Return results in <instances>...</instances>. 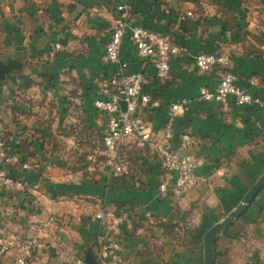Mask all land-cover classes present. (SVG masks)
Masks as SVG:
<instances>
[{"label":"crops","instance_id":"obj_1","mask_svg":"<svg viewBox=\"0 0 264 264\" xmlns=\"http://www.w3.org/2000/svg\"><path fill=\"white\" fill-rule=\"evenodd\" d=\"M118 1L0 0V67L6 71L0 81V137L14 157L0 170L30 186L0 190V237L30 236L35 226L52 218L33 249L32 264H92L103 231L95 218L100 208L130 214L131 227L123 224L118 234L123 264H203L202 241L195 232L204 215L214 217L213 224L223 219L264 173V108L236 105L232 97L224 104L197 98L201 85L213 86L231 71L239 75V86L264 99V35L255 44L250 31L241 39L234 28L228 30L220 18V0H132L135 24L167 34L187 49L172 58L165 79H158L153 65L136 55L128 36L121 47L129 71L144 75L142 88L150 101L141 113L152 129L167 134L171 147L182 131L194 137L187 151L202 158L196 170L199 184L179 196L159 192L158 154L131 140L119 147L128 171L110 169L101 153L106 120L92 101L110 89L112 67L101 55ZM56 43L63 49L57 50ZM201 51L224 54L228 64L200 72L193 55ZM15 84L28 88L22 89L24 95L36 97L28 108L20 99L25 113L12 106ZM74 88L79 99L49 100L56 107L52 116L71 122L79 120L82 110V134L98 142L93 150L97 147L103 157L82 171L73 162L45 157L46 147L35 142L40 159L29 164L16 147L18 130L45 116L52 95L67 96ZM182 100L183 109L171 108ZM66 104L75 106L72 115H64ZM214 251V264H264V187L217 235ZM13 258V252L0 255V264Z\"/></svg>","mask_w":264,"mask_h":264},{"label":"built area","instance_id":"obj_2","mask_svg":"<svg viewBox=\"0 0 264 264\" xmlns=\"http://www.w3.org/2000/svg\"><path fill=\"white\" fill-rule=\"evenodd\" d=\"M116 18L109 39L104 45L101 61L111 65L107 77V87L102 97L93 99L94 108L104 115L105 129L101 138V153L105 163L115 173L128 170L119 158V147L131 140L139 147H148L159 156L162 179L158 185L161 193L170 192L174 196L196 187L200 179L196 170L202 158L187 151L194 137L182 131L177 137L175 147L168 146L167 134L157 135L141 113L147 107L150 96L143 91L144 75L140 71H129V64L121 56L123 40L128 36L136 55L148 61L154 67L155 76L165 79L170 74V62L176 55L186 52L184 45L174 42L173 38L160 31L134 23L132 0H119L116 4ZM190 15V12L187 13ZM62 50L60 43L55 44ZM193 62L200 72H207L218 64H228V58L215 52H199L193 55ZM239 75L228 71L213 85H201L197 98L201 101L224 104L232 97L239 106L264 108V99L254 95L238 85ZM185 100L172 104L173 110L183 109ZM14 157L6 150V143L0 137V164L11 163ZM23 167H28L24 164ZM30 189L28 183L20 178L0 170V190ZM130 214L126 211L118 214L101 209L95 218L103 223V231L97 245L95 260L92 264H123L118 234L123 224L130 228ZM147 217L150 213L146 212ZM53 219L50 218L35 226L30 236L15 235L11 239L0 237V255L13 252L14 258L5 264H32L33 249L42 241V233L48 230Z\"/></svg>","mask_w":264,"mask_h":264},{"label":"rangeland","instance_id":"obj_3","mask_svg":"<svg viewBox=\"0 0 264 264\" xmlns=\"http://www.w3.org/2000/svg\"><path fill=\"white\" fill-rule=\"evenodd\" d=\"M233 1L237 3L234 6L231 4ZM220 2H222V7H220V18L223 22H225L224 26L229 27L228 30H232L234 28L237 33H239L241 39L243 35L250 31L251 39L249 40L255 44L259 43L260 37L262 38L261 35H264V0H220ZM260 33L261 35L259 37ZM33 59L34 57H29L27 61L31 62ZM5 72L3 75H0V81H3L6 78ZM34 88H36V86L33 87V90ZM13 89L12 99H10L12 106L16 108L17 113H25L21 107L25 105V107L28 108V106L31 105L30 99L36 97L33 96L32 93V96L26 93L24 95L22 89L28 88L24 86L20 88L19 84H15ZM76 92L77 89L74 88L69 90V94L67 96L52 95L53 97L47 99L49 106L47 110L44 111L45 116L40 119H34L29 126L23 125V127L26 128L18 130L21 135H17V139H19V141L17 140L18 142L16 147L21 149L19 153L23 155L24 159H26L29 164H32L40 159L38 151H35L34 149L33 144L35 142H41L43 143L44 148L46 147V150L42 149V153L45 157H51L53 159L58 158L68 164L73 162L76 168L81 169L82 171L87 164L89 165V163L92 162L96 163L100 160V156H102L100 154V150H98L97 147L93 150V147L98 142L95 141L91 135L87 137V135L82 134V132H85L86 127V125L84 126V121L81 120L80 116L82 110L78 109V113L80 114L77 116L79 117V120L76 121V118L69 122L59 119L58 116H52V113H55L52 110H56V107L53 106L52 102L49 100L62 99L63 97V99H79L77 97L79 96V93ZM22 97H24V105L20 104V99H22ZM15 102L17 103L16 106ZM72 107L73 106L69 104H66L65 108L62 107L64 109V115H67L68 113L72 115L73 111H76V108H74L75 106L73 108ZM11 120L16 119L11 117ZM52 123L58 124V127L55 129L52 127ZM72 124H76V126ZM193 234L194 233L192 232L191 236ZM201 241L203 252V236Z\"/></svg>","mask_w":264,"mask_h":264},{"label":"water","instance_id":"obj_4","mask_svg":"<svg viewBox=\"0 0 264 264\" xmlns=\"http://www.w3.org/2000/svg\"><path fill=\"white\" fill-rule=\"evenodd\" d=\"M5 69L0 67V75H3ZM264 187V173L252 184V186L243 195L238 204L223 219L213 224L203 234V264H214L213 247L216 237L220 234L234 219L241 216L248 208L254 197Z\"/></svg>","mask_w":264,"mask_h":264},{"label":"trees","instance_id":"obj_5","mask_svg":"<svg viewBox=\"0 0 264 264\" xmlns=\"http://www.w3.org/2000/svg\"><path fill=\"white\" fill-rule=\"evenodd\" d=\"M214 221H215L214 217H209L207 216V214H205L202 219V222L196 229L195 237H197L200 240L203 234L213 225ZM214 255H215V251H214Z\"/></svg>","mask_w":264,"mask_h":264}]
</instances>
